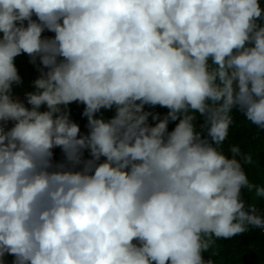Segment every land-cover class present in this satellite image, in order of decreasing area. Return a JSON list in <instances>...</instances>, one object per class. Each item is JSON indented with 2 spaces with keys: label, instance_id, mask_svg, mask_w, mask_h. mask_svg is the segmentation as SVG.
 I'll return each instance as SVG.
<instances>
[{
  "label": "trees",
  "instance_id": "obj_1",
  "mask_svg": "<svg viewBox=\"0 0 264 264\" xmlns=\"http://www.w3.org/2000/svg\"><path fill=\"white\" fill-rule=\"evenodd\" d=\"M17 4L0 264H264V0Z\"/></svg>",
  "mask_w": 264,
  "mask_h": 264
},
{
  "label": "built area",
  "instance_id": "obj_2",
  "mask_svg": "<svg viewBox=\"0 0 264 264\" xmlns=\"http://www.w3.org/2000/svg\"><path fill=\"white\" fill-rule=\"evenodd\" d=\"M17 7H18V9H17V12H16V17H20L21 14H22V11H23V7L22 6H18V5H17ZM0 14H1L0 21H7L9 19V17H10V15L7 12H1ZM16 20L17 19L14 18L12 20V22L15 23ZM0 27H1V25H0ZM3 40H4V34H3V32L1 31V28H0V43H3ZM2 53H3L2 50H0V55H2ZM0 99H2L4 101V103H5V105H7L8 108H10L12 106L13 102L19 100L20 97L9 96V97L4 98V97H2V95H0ZM12 114H13V111H9V115H12ZM8 120H9L8 119V115L3 117L4 124H7Z\"/></svg>",
  "mask_w": 264,
  "mask_h": 264
},
{
  "label": "rangeland",
  "instance_id": "obj_3",
  "mask_svg": "<svg viewBox=\"0 0 264 264\" xmlns=\"http://www.w3.org/2000/svg\"><path fill=\"white\" fill-rule=\"evenodd\" d=\"M16 1V3H22V0H15ZM6 28H10V29H14V27H12V25L11 24H9V23H6Z\"/></svg>",
  "mask_w": 264,
  "mask_h": 264
},
{
  "label": "clouds",
  "instance_id": "obj_4",
  "mask_svg": "<svg viewBox=\"0 0 264 264\" xmlns=\"http://www.w3.org/2000/svg\"><path fill=\"white\" fill-rule=\"evenodd\" d=\"M26 1H27V0H22V3H18L17 5H18V6H22V7L24 8V5H25ZM1 12H3V11H1ZM4 12H5V11H4ZM0 50H2V49H0Z\"/></svg>",
  "mask_w": 264,
  "mask_h": 264
}]
</instances>
